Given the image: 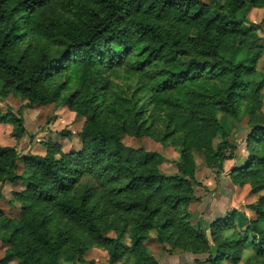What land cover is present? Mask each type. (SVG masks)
<instances>
[{"label": "trees", "instance_id": "1", "mask_svg": "<svg viewBox=\"0 0 264 264\" xmlns=\"http://www.w3.org/2000/svg\"><path fill=\"white\" fill-rule=\"evenodd\" d=\"M253 8L264 0H0V99L57 103L85 119L80 151L45 143V155L22 157L0 143V182L26 185L9 201L20 217L0 209V264H90L92 246L107 251L108 264L126 254L134 264H164L147 247L152 232L187 263L264 264V195L239 231L236 209L197 227L189 212L201 201L195 149L233 184L264 190L256 115L264 42L248 18ZM22 110L0 109L17 139L27 133ZM245 113L238 161L219 115ZM125 135L179 147L178 173L165 175L164 157L127 145Z\"/></svg>", "mask_w": 264, "mask_h": 264}, {"label": "rangeland", "instance_id": "2", "mask_svg": "<svg viewBox=\"0 0 264 264\" xmlns=\"http://www.w3.org/2000/svg\"><path fill=\"white\" fill-rule=\"evenodd\" d=\"M217 11L215 7L212 8ZM249 21L253 24H258L261 27V41L264 42V8H253L248 13ZM258 71L264 73V55L258 62ZM124 83L123 79H119ZM26 102L21 99L9 96L6 99H0V109L7 111L13 108L19 112L23 108L25 118V126L27 129L26 135L22 139H17L12 135V127L0 124V143L5 146H13L17 148L24 157L27 154L45 155V143H56L62 145L66 152L80 151L82 148L81 140L78 136L82 130L85 119L77 117L76 114L69 110L67 106L57 103L53 104H36L33 107H25ZM256 115L258 119H264V90L257 101ZM219 120L224 131L228 135V140L233 146H237L234 151V156L238 161L245 155L244 139L249 129L250 115L245 113L239 119H232L228 115L220 114ZM9 125V124H5ZM162 126V125H161ZM163 127V126H162ZM164 129V128H162ZM63 132L71 133V137L63 136ZM221 141V135L215 139L213 144L216 146ZM124 142L136 148L143 147L149 151H157L163 157L164 161L161 164V169L165 175H174L178 173L177 164L181 161V150L172 144H165L162 141H155L151 137L137 139L128 135L124 136ZM150 142L151 144H148ZM233 152V150L229 149ZM229 152V153H231ZM195 161L197 163L196 176L201 185L196 187V192L201 196L200 202H191L189 212L191 214L190 222L197 227L198 223L205 224L206 218L213 220L216 215H223L226 211L236 209L237 231L243 230L250 219L255 218V212L249 207L258 204L260 197L264 195V190L256 191L248 184H233L229 176L219 170L217 167L208 166L205 156L198 150H192ZM19 173L23 170V162L20 161ZM229 163L227 167H230ZM16 186L7 185L0 188V209L6 214L13 217H20V207H14L10 204L13 197V192H17ZM21 189V188H20ZM19 189V191H21ZM215 212V214H214ZM216 212L218 214H216ZM206 235L211 240L209 230H206ZM124 244H129V239H124ZM147 247L151 254L158 260L168 259V264H187L182 263V260L177 255L182 252H172L168 254L163 246L158 242L156 233L152 232L151 237L147 241ZM170 249V246H167ZM5 246L0 241V254H2ZM179 251V250H177ZM2 254L0 259L4 256ZM85 260L90 264H108V253L105 249L97 246H92L85 255ZM61 264H80L62 260ZM116 264H134L129 254H126L121 261ZM189 264H199L190 262ZM206 264V263H200ZM225 264H231L228 261ZM239 264H244L243 262Z\"/></svg>", "mask_w": 264, "mask_h": 264}, {"label": "crops", "instance_id": "3", "mask_svg": "<svg viewBox=\"0 0 264 264\" xmlns=\"http://www.w3.org/2000/svg\"><path fill=\"white\" fill-rule=\"evenodd\" d=\"M0 124H3L4 126H10V124L9 125H5V124H7V123H0ZM0 126H2V125H0ZM10 127H12V125L10 126ZM148 144H151L150 142H148ZM7 185H11L12 187L13 186H16V187H18L17 188V191H19V189L20 190H23L24 188H26V185L24 184V183H22V182H16V183H6V184H4V185H2V183L0 182V188L1 187H3V188H5V187H7ZM3 252H2V254H4V250H2ZM2 254H0V256L2 255ZM176 257H178V258H180L181 260H182V263H187V261H186V255L185 254H180V255H177ZM167 261H168V259H163V263L164 264H168L167 263ZM229 263H231V264H234V263H232V262H230V261H228ZM190 262H188L187 264H189ZM9 264H19V262H18V260H14V261H12L11 263H9ZM206 264H208V263H206Z\"/></svg>", "mask_w": 264, "mask_h": 264}]
</instances>
